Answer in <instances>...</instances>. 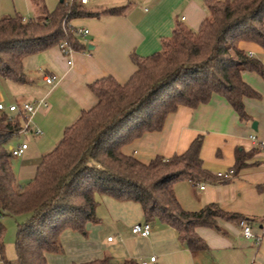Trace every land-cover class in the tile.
Listing matches in <instances>:
<instances>
[{
	"label": "trees",
	"instance_id": "16d2710c",
	"mask_svg": "<svg viewBox=\"0 0 264 264\" xmlns=\"http://www.w3.org/2000/svg\"><path fill=\"white\" fill-rule=\"evenodd\" d=\"M209 15L198 29L176 24L162 49L148 56L132 55L136 71L125 83L113 76L91 87L98 103L68 126L60 142L43 155L34 178L18 183L12 167L9 141L21 134L24 113L11 116L0 111V215L25 216L18 224L15 243L17 264H49V255L64 253L62 234L73 231L86 237L89 224H96L98 194L141 204L147 222L159 221L177 230L180 241L192 251L206 250L197 234L199 227L220 231L218 221H240L218 203L198 212L185 211L175 194L182 179L212 180L203 166V136L188 150L171 157L158 155L144 163L123 147L147 132L160 131L169 114L180 106L195 108L213 94L223 95L241 119L250 120L244 98L260 93L243 79L250 70L264 77V63L239 48L242 40L264 48V0H207ZM40 16L25 19L20 13L0 18V76L26 82L23 59L67 41L83 49L74 18L100 15L76 0L63 1L50 11L39 7ZM111 8L104 14H120ZM245 165L237 152L232 169ZM0 226V263L7 259ZM72 264H141L136 260L115 263L110 258Z\"/></svg>",
	"mask_w": 264,
	"mask_h": 264
},
{
	"label": "crops",
	"instance_id": "0c3cea01",
	"mask_svg": "<svg viewBox=\"0 0 264 264\" xmlns=\"http://www.w3.org/2000/svg\"><path fill=\"white\" fill-rule=\"evenodd\" d=\"M63 1L69 0H0V18L17 12L25 19L37 18L40 6L46 5L52 11ZM206 1L91 0L84 7L101 14L71 20L73 26L89 29L86 36H79L83 49H74L66 57L55 45L25 56V83L0 76V103L7 107V113L17 114L9 112L12 104L38 105L30 120L33 141L18 156L20 174L12 162L17 181L22 177L28 179L31 171L26 173L27 168L35 167L36 173L43 155L60 142L66 128L98 103L99 97L91 87L97 80L113 76L120 83L127 82L136 71L132 55L148 56L161 50L163 40L172 35L179 22L198 29L209 15ZM111 8H122V12L103 13ZM239 48L264 63V48L259 44L242 40ZM48 74L55 77L53 85L45 81ZM243 79L261 95L244 98L250 120L241 119L229 101L215 93L209 102L195 108L180 106L168 115L160 131L145 133L126 144L123 151L149 163L158 155L171 157L186 152L202 135L203 166L214 178L177 181L174 189L181 207L187 212H198L207 204L218 203L224 211L241 216L261 239L259 244L245 237L241 220H219L220 231L197 228V234L208 247L204 251L190 250L180 241L177 230L159 221L151 222L149 237H139L132 233V227L147 222L141 204L98 194L99 221L89 224L88 236L66 231L61 237L65 254L78 255L71 258L49 255V264L86 263L102 258L115 263L132 259L149 264H264V148L252 138L254 134L264 140V77L244 70ZM254 121L257 129L253 128ZM17 145L10 144L9 149ZM238 151L245 165L233 174ZM23 168L25 173L21 176ZM220 172L226 175L220 176ZM113 234L116 236L112 237ZM153 257L155 262H151ZM7 259L15 258L7 256Z\"/></svg>",
	"mask_w": 264,
	"mask_h": 264
},
{
	"label": "built area",
	"instance_id": "2783aa9c",
	"mask_svg": "<svg viewBox=\"0 0 264 264\" xmlns=\"http://www.w3.org/2000/svg\"><path fill=\"white\" fill-rule=\"evenodd\" d=\"M75 0H69L68 2H73ZM78 3H80L81 5H86L89 1L91 0H76ZM184 19V17H183ZM89 33V29L88 28H77L76 29V34L79 36H86ZM60 47V49L62 50L63 54L66 57H70L71 54L74 51V48L72 46H70L68 44L67 41H62L61 43H59L58 45ZM252 56V55H250ZM72 60L69 59V64H72ZM45 81L50 84L53 85L55 83V77L53 75H46L45 76ZM7 107L3 104L0 103V111H6ZM9 112H13V113H24L25 117H26V122L24 124L22 133H27L30 130V120L32 118V116L36 113V111L38 110V105H36L35 103H30V102H24L22 104H12L8 107ZM36 133H40L39 130L35 131ZM252 138L254 140H256L258 142V144L264 148V140L263 139H259L257 136H255L254 134L252 135ZM28 145L27 143L23 142L20 145L16 146V147H11L9 149L11 155L13 157H18L23 155V153L26 151ZM220 176H225L226 174L220 172L219 173ZM205 185H201V188H204ZM1 218V215H0ZM240 225L242 227V232L245 235V237L254 240L257 244L260 243V238L253 232L252 228L249 226V224L245 221V220H241ZM153 229V225L151 222H145V223H137L132 227V233L136 236L139 237H149L151 235ZM113 238H109V241H112ZM156 258H151V262H155ZM141 264H149L147 261L143 260L141 261Z\"/></svg>",
	"mask_w": 264,
	"mask_h": 264
},
{
	"label": "rangeland",
	"instance_id": "374dc122",
	"mask_svg": "<svg viewBox=\"0 0 264 264\" xmlns=\"http://www.w3.org/2000/svg\"><path fill=\"white\" fill-rule=\"evenodd\" d=\"M58 1L60 2V0H58ZM31 130L32 129L30 128V130L27 133H31L32 132ZM32 136H33L32 133L31 134L21 133L17 136H14L9 141V143L7 145H8V147L10 144L17 145V143H19V142L23 143L24 140L27 144L31 145V143L33 141ZM20 159H21V157H13L12 158L13 166L16 169L17 173H19V174H20L21 169H20L19 165H17V163L19 162ZM27 169H26V173L31 171L28 179H24V177H22L21 179H19L18 183H21V184H25L26 182L28 183L29 180H31V178L34 177L35 167L33 170L31 168L30 169L27 168ZM22 171H23V174L21 176H23L25 173L24 168ZM25 218H26L25 216H21V217L3 216L0 220V224H2V226L4 227V231H3V235H2V241L5 244L6 252H8V254L6 253V255L8 257L12 256L15 258V259L11 260L12 264H17V260H16L17 253H16L15 243L17 241V236H18V224L23 222L25 220ZM115 236H116L115 234L112 235V237H115ZM62 255H65L66 258H71V257L77 256L78 254H72L69 256V255L65 254V251H64V253Z\"/></svg>",
	"mask_w": 264,
	"mask_h": 264
},
{
	"label": "water",
	"instance_id": "95a60500",
	"mask_svg": "<svg viewBox=\"0 0 264 264\" xmlns=\"http://www.w3.org/2000/svg\"><path fill=\"white\" fill-rule=\"evenodd\" d=\"M253 128H254V129H257V121H254V122H253Z\"/></svg>",
	"mask_w": 264,
	"mask_h": 264
}]
</instances>
